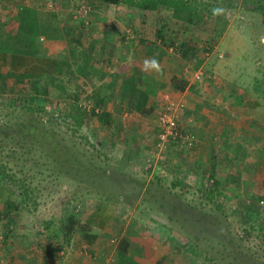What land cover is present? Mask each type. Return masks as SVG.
Here are the masks:
<instances>
[{
  "label": "crops",
  "instance_id": "1",
  "mask_svg": "<svg viewBox=\"0 0 264 264\" xmlns=\"http://www.w3.org/2000/svg\"><path fill=\"white\" fill-rule=\"evenodd\" d=\"M0 2L5 4L0 11L1 92H7L6 85L24 86L28 89L22 88V92L42 89L47 98L57 88L63 94L62 104L76 93L78 106L105 113L106 119L101 125L94 124L92 130L99 132L103 140L108 139L109 150L114 148L113 154L118 155L116 164L125 163L131 172L144 169L148 180L159 175L160 184L172 190L204 184L211 199L220 197L223 206L227 204L231 210H252L264 205V73L256 66L255 76L248 73L246 77L245 50L241 58H235L239 61L229 55L224 64L217 59L215 47L204 54L197 67L190 68L189 75L185 71L190 64L171 46H160L156 37L152 38L151 27L143 23L144 28L140 25L132 30L129 26L133 32L130 38L149 35L146 46L124 41V36L117 38L119 28L113 17L107 19L109 34L99 24L100 30L86 38L84 24L77 28L63 23L67 22V15L62 12L60 16L57 11L51 12L56 20L55 33L46 29L39 36H28L22 41L16 33L22 7L35 9L43 22L51 14L41 13L37 0ZM139 13L146 16L148 12ZM96 16L99 23L105 20ZM130 22H134L133 18ZM81 27L83 32H79ZM160 47L164 51L161 56ZM153 57L161 70L145 71L144 61ZM257 60L254 57L252 61H262L264 65V58ZM197 70L202 72L200 79L195 78ZM132 75L142 80L138 85L144 89V83L151 84L146 111L125 107L126 102L121 99L123 82ZM172 77L187 81L183 90L170 85L160 87V82L168 83ZM114 96L120 105L112 103ZM166 96L167 103L174 107L180 104L178 127L193 141L190 146L185 139H178L157 155V116ZM84 98L91 104L84 103ZM99 100L102 102L96 106ZM88 122L84 118L80 127L88 126ZM120 187L112 192L96 191L93 196L110 197L82 199L70 204V209H62L60 218L35 219L31 228L12 230L7 238L2 214L5 190L0 188V264H121L116 248L123 238L129 240V253L136 260L137 242L147 238L136 233L137 224L122 220L119 212L132 209L133 200L121 201ZM152 242L160 245L155 236ZM159 260L160 257L155 264Z\"/></svg>",
  "mask_w": 264,
  "mask_h": 264
},
{
  "label": "rangeland",
  "instance_id": "2",
  "mask_svg": "<svg viewBox=\"0 0 264 264\" xmlns=\"http://www.w3.org/2000/svg\"><path fill=\"white\" fill-rule=\"evenodd\" d=\"M196 1L208 2L215 7L217 5L222 11L215 16L205 15L195 25L166 17L168 23L164 31L165 44L169 43V39L176 42L186 40L195 53L184 59L186 64H190L185 73L190 75V68L197 67L204 59L205 52H208L205 49L207 42L213 49L222 48H215L214 51L216 55L218 52L223 54L222 57L217 56V59L224 64L228 61L227 56L229 58V55H232V60L241 58L245 50L248 56L244 72L246 77L248 73L255 76L256 66H260L264 73L262 61L260 65L253 63L255 60L252 61L254 57L258 60L264 58V48L261 47L264 44V16L253 10V0ZM37 5L41 13L52 14L51 12L58 11L61 16L64 12L67 22L63 20V23L77 28L84 24L87 29L85 32H88L86 38L100 30L99 24L104 28V33L109 34L107 19L113 17L111 19L115 20V24L118 23L119 28L117 38L124 36V41L141 42L144 46L150 42V36H135L131 39L132 28H138L140 25L144 28L142 23L150 26L153 34L151 36L154 38L162 22L159 13L150 11L144 16L120 1L37 0ZM3 6L5 4L0 2V11ZM6 8L12 9L13 6ZM94 14L99 16H96L97 18L104 17L105 20H100L99 23ZM91 17L94 20H91ZM129 17L133 18L134 22H130ZM46 20L51 22L49 16ZM113 21H110V24ZM216 21L225 24L219 38H216V29L221 26L218 23L215 28ZM148 22H151V25ZM82 29L81 27L79 32H83ZM55 31L56 29H53L51 32ZM18 35L23 36V32L20 31ZM16 38L18 40L19 37ZM156 41L162 45L159 39ZM22 88L28 89L16 85L9 88L6 85L4 89H7V92L4 93L0 87V164L16 179L24 177V185L28 186L27 196L24 193L25 186L19 181L7 185L4 189L5 196H10L18 202L22 200L21 209L11 214L15 218L11 223V230L31 228L35 219L55 220L60 218L62 209H70V204L80 203L82 199L84 201L91 196L106 198L104 194H93L99 190L112 192L122 186L119 190L120 199L124 203L133 200V208L123 209L119 214L123 221L137 224V230H146L160 240L165 252L160 256L159 264H206L205 258L209 256L215 257L218 264H264V205L252 210H231L227 208V204L226 207L223 206L220 197L211 199L204 184L201 187L182 185L172 190L173 188L160 184L159 175L148 180L144 169L131 172L125 167V163L114 162L118 155L113 154L114 148L109 150L108 139L103 140L99 132L92 130L94 124L101 125V121H104L102 116L85 110L82 121L86 118L89 121L88 126L80 127L61 118L59 114V117H56L63 96L57 88L47 94L50 98H46V94L40 90L22 92ZM30 95H36L35 102L30 103ZM43 98H46V101H43ZM112 99L114 105H120L115 96ZM84 103L91 104L85 98ZM35 107L38 109L31 110ZM35 120L38 121L37 126L50 131L53 140L58 141L62 147L67 148L69 154L71 152L84 164L85 170L82 173L76 175L72 170L64 173L53 160L54 156H50L53 154L51 151L47 155L37 149L30 139L23 138V127ZM143 188L146 190L143 191ZM165 190L170 194L163 195ZM173 192L175 195L171 194Z\"/></svg>",
  "mask_w": 264,
  "mask_h": 264
},
{
  "label": "trees",
  "instance_id": "3",
  "mask_svg": "<svg viewBox=\"0 0 264 264\" xmlns=\"http://www.w3.org/2000/svg\"><path fill=\"white\" fill-rule=\"evenodd\" d=\"M106 1H115V2H123L126 4L130 9H133L137 12H156L160 14V21L161 27L158 28L155 32L156 39H159L160 42H162V45L164 48L171 46L183 59H187L190 55H194L192 46L188 41L182 40L179 42L174 41L173 39H169V43L165 44V38H164V31L166 24L168 23V20H166V17L168 19L175 18L176 20H179L183 23L195 25L199 23L205 15L209 16H215L213 14V9L217 8L212 4H209L208 2H201L196 0H106ZM254 11H258L261 13V15L264 16V0H253ZM20 23L18 24L19 29H16L17 33L19 34L20 31L23 32V36H20L23 39H25L28 36L36 37L43 33V30L46 29H56L54 19V14L52 13L49 18V20H46V22H43V19H40L37 15V11L31 7H22L20 9ZM217 19V18H216ZM214 18V20H216ZM220 24L221 27L216 29L217 34L216 38L221 36V33L223 31V28L225 24H221L220 22L215 23V28L217 24ZM205 49L208 52H211L213 48H211L210 43L207 42V45H205ZM164 54V51L162 47H160V56ZM145 79V78H144ZM143 79V80H144ZM146 80V79H145ZM142 81L140 78L135 77L132 75L131 77H128L127 80L123 82L122 90H121V99L126 102V106H128L130 109L134 111H146L147 107V95L150 93V82L144 83L145 89L138 85V83ZM187 84V81L185 79H178L176 77H172L168 83L160 82V87H165V85H170L171 87L179 90H183L185 85ZM42 91V90H41ZM43 92V91H42ZM46 97V96H45ZM30 103L35 102L36 95L30 96L29 98ZM46 101V98H43V101ZM79 98L76 93H74L72 96H70L69 100H67L66 104H61V108L59 109V113H56V117H61L63 119L70 118L69 120L72 121L76 125H80L82 123V120L84 117L83 115L86 113L85 108L83 109L81 106H78ZM102 100H99L95 103L96 106L101 104ZM38 109V107L31 108V110ZM95 108V106H94ZM36 109V110H37ZM92 113L99 114L102 116V120L106 119L105 113H98L95 112L94 109H92ZM59 114V116H58ZM104 118V119H103ZM38 121L35 120V122L29 124L27 127H23L22 129V136L24 139H30L31 143L35 147L39 149L41 152L46 153L47 155L50 154L49 151H51L53 154L50 155L51 157L54 156V161L61 167L62 171L64 173H68L70 170L74 171L76 175L78 173H82L83 170H85L84 164H82L79 160H77L76 156H74L71 152L70 154L67 151V148L62 147L61 144L58 141L53 140V134L50 133V131H47L42 126H37L36 123ZM175 142V141H173ZM171 142V143H173ZM170 143V144H171ZM39 144V145H38ZM169 144V145H170ZM32 144L28 147V150L31 148ZM48 157V156H47ZM27 176V174H25ZM25 176V177H26ZM19 178H15L12 174H9L6 171V167H4L2 164H0V188H6L7 185H12L15 183V181H19L21 185H24V177L20 180ZM29 180H27L28 182ZM11 183V184H10ZM29 185V183H28ZM24 193L27 196L28 192V186L24 185ZM100 192V190H99ZM18 193H16L17 195ZM19 195V194H18ZM5 196V195H4ZM103 196V194H101ZM108 196L106 195V198ZM21 203L18 202L16 199H11L10 196H5L4 199V211L2 212L4 217V228L5 233L4 237L7 238L10 234L11 230V223L15 221V218L11 216L12 213L17 212L18 209H21ZM71 228V227H69ZM140 238H147V239H139L137 242L139 251L136 254V260L133 256L130 255V242L127 238L121 239L119 242L117 248H116V254L119 258V261L121 264H155L156 260L165 252V248L163 249L161 245H157L152 240H154V236H152L150 233H148L146 230H141L136 232ZM207 263L206 264H218L216 261V258L213 256H209L205 258Z\"/></svg>",
  "mask_w": 264,
  "mask_h": 264
},
{
  "label": "built area",
  "instance_id": "4",
  "mask_svg": "<svg viewBox=\"0 0 264 264\" xmlns=\"http://www.w3.org/2000/svg\"><path fill=\"white\" fill-rule=\"evenodd\" d=\"M80 11L81 9L78 10V12ZM206 54H209V52H206ZM217 56L222 57L223 54L218 52ZM201 75V70L195 72L196 79H200ZM164 99L166 103L161 106L157 116L158 131L155 141V153L157 155L165 151L171 142L177 141L178 139H185L186 143L190 146L193 141L191 137L184 135L178 127L177 115L180 104L174 107L172 104L167 103V96Z\"/></svg>",
  "mask_w": 264,
  "mask_h": 264
},
{
  "label": "clouds",
  "instance_id": "5",
  "mask_svg": "<svg viewBox=\"0 0 264 264\" xmlns=\"http://www.w3.org/2000/svg\"><path fill=\"white\" fill-rule=\"evenodd\" d=\"M221 11H222V9L220 7L214 8L213 14L214 15L220 14ZM148 69H153L155 71L161 70L159 61L155 57H153L151 59H146L144 61V70L146 71Z\"/></svg>",
  "mask_w": 264,
  "mask_h": 264
}]
</instances>
